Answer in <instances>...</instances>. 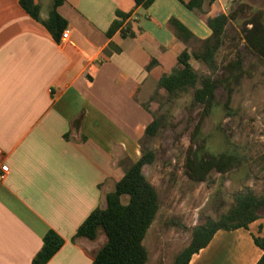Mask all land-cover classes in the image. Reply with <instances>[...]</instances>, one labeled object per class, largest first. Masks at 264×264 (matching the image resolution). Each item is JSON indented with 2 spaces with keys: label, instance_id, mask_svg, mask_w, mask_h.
I'll list each match as a JSON object with an SVG mask.
<instances>
[{
  "label": "crops",
  "instance_id": "1",
  "mask_svg": "<svg viewBox=\"0 0 264 264\" xmlns=\"http://www.w3.org/2000/svg\"><path fill=\"white\" fill-rule=\"evenodd\" d=\"M38 1L47 17L54 0L45 14ZM218 2L207 0L209 12L227 13ZM57 11L70 29L63 41L64 29L57 37L20 0H0V163L10 167L0 178V264H32L50 230L64 243L45 264L92 263L106 237H76L77 229L106 206L126 159L140 158L151 96L186 47L181 38L194 41L170 20L194 37L212 33L182 0L147 9L134 0H61ZM118 12L139 20L136 37L111 31ZM112 41L121 50L108 56ZM255 236H264V212L248 228L218 230L188 264H256L264 251Z\"/></svg>",
  "mask_w": 264,
  "mask_h": 264
},
{
  "label": "trees",
  "instance_id": "2",
  "mask_svg": "<svg viewBox=\"0 0 264 264\" xmlns=\"http://www.w3.org/2000/svg\"><path fill=\"white\" fill-rule=\"evenodd\" d=\"M61 0L54 4L47 17L42 15V6L38 0H20L23 8L36 20L42 22L57 37L67 21L57 11ZM186 7L196 16L202 18L212 30L209 37H194L177 19L172 18L170 24L180 29L188 37L181 38L186 47L177 56L176 66L170 73L164 74L150 99L153 121L144 131V140L155 137L167 123L165 105L182 94H192L193 102L202 107L201 122L208 116L221 111L231 116L235 110L231 106L234 93L246 75H251L244 66L240 49L236 48L233 56L223 55L226 48L228 26L234 22L244 34L248 49L258 56L264 64V7H257L248 0H231L232 6L226 13L217 11L210 13L206 7L207 0H182ZM216 0H208L212 5ZM136 7L147 9L153 0H134ZM122 20H116L111 31L120 28L119 39L134 38L143 28L138 19L131 18L132 13L118 12ZM128 19L124 24L123 21ZM110 31V32H111ZM121 45L112 41L105 49L106 55L119 52ZM193 61L201 65L196 68ZM156 60H152L151 67ZM222 87L227 96L225 103L218 101V88ZM201 122L197 129L201 128ZM200 148L188 152L186 157L187 174L196 181H205L214 170L227 173L234 168L245 165L246 157L240 151V145L227 139L223 140L221 150L213 149L206 138ZM156 159L155 151L147 144L142 145V154L136 161L126 159L125 174L117 183L114 191L107 194L105 207L93 210L77 229L76 237L90 240L105 234V242L95 254L91 264H146L149 251L144 243L146 235L153 225L161 206V197L157 187L144 171L146 165ZM264 162V155L261 156ZM264 169V165H263ZM128 201H123V196ZM264 210V193L257 194L250 186L236 191L228 210L218 219L208 217L205 222L193 227L189 244L180 251L173 264H188L192 256L206 247L214 234L220 230L248 228L260 218ZM255 242L264 251V236H255ZM64 239L54 230L44 237L42 250L35 256L32 264H45L63 245ZM256 264H264V253Z\"/></svg>",
  "mask_w": 264,
  "mask_h": 264
},
{
  "label": "rangeland",
  "instance_id": "3",
  "mask_svg": "<svg viewBox=\"0 0 264 264\" xmlns=\"http://www.w3.org/2000/svg\"><path fill=\"white\" fill-rule=\"evenodd\" d=\"M41 1L45 14L52 0ZM248 1L264 7V0ZM217 5L229 11L232 2L219 0ZM225 40L223 55L233 56L236 48L240 49L244 66L251 73L234 93L231 106L235 114L227 116L217 111L201 122L202 107L193 102L191 93L182 94L165 105L166 125L155 137L144 141L156 153L155 161L144 171L161 197L160 210L144 240L149 251L146 264H173L191 241L193 227L208 217L218 219L231 206L236 191L250 186L258 195L264 193V64L248 49L244 34L234 22L229 24ZM193 64L202 68L197 61ZM167 69L169 63L160 72ZM155 70L158 72V67ZM218 101H227L221 86ZM200 122L201 128L197 129ZM203 138L216 150L222 149L224 139L240 145L245 165L227 173L214 170L205 181L193 180L187 174L186 157L200 148ZM123 201H128L127 195Z\"/></svg>",
  "mask_w": 264,
  "mask_h": 264
},
{
  "label": "built area",
  "instance_id": "4",
  "mask_svg": "<svg viewBox=\"0 0 264 264\" xmlns=\"http://www.w3.org/2000/svg\"><path fill=\"white\" fill-rule=\"evenodd\" d=\"M69 34H70V29L65 28L64 31L62 32L61 41L66 40L69 37ZM9 169L10 167L8 164L0 163V178L1 179H4L7 176Z\"/></svg>",
  "mask_w": 264,
  "mask_h": 264
}]
</instances>
